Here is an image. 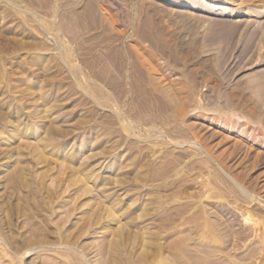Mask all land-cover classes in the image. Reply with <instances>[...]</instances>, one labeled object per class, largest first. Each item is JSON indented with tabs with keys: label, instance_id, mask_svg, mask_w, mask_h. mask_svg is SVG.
I'll return each instance as SVG.
<instances>
[{
	"label": "rangeland",
	"instance_id": "rangeland-1",
	"mask_svg": "<svg viewBox=\"0 0 264 264\" xmlns=\"http://www.w3.org/2000/svg\"><path fill=\"white\" fill-rule=\"evenodd\" d=\"M145 49L192 90L182 117L153 90ZM238 144L230 165L264 179V0H0V258L15 238L39 247L16 255L28 264H157L158 243L200 256L185 228L217 230L223 208L245 224L210 153ZM257 219L233 256L261 237Z\"/></svg>",
	"mask_w": 264,
	"mask_h": 264
},
{
	"label": "bare ground",
	"instance_id": "bare-ground-1",
	"mask_svg": "<svg viewBox=\"0 0 264 264\" xmlns=\"http://www.w3.org/2000/svg\"><path fill=\"white\" fill-rule=\"evenodd\" d=\"M250 12L251 11L239 10V11H236V13H234V15L237 16L239 14H246L248 16H251V15H249V14H251ZM108 20H109V18H108ZM134 48H135V46H134ZM144 55L146 58V61H145L146 64L145 65H146L147 74L149 75V81H150V84L153 86L152 87L153 90L157 94L160 95V97L165 101V103L167 105L172 107V111L176 117H182L183 112L187 108V103L182 101V99H183L182 96L185 95V98H188L189 100H191L192 96H193L192 90L190 88L187 89V87L182 88V86H180V88H179L177 85H174V84L172 85L171 83L166 82L167 79L163 76H159V74H158L159 72L157 73V71L159 69L157 70V67H155L154 64H152V61L150 59V55H148L147 50H146V52L144 51ZM219 98H220V96H219ZM239 102L240 101H237V103H239ZM228 103L234 104L233 99L228 101ZM237 103H236V105H237ZM240 147H241V145L238 144L237 147L235 148V152H231L228 154H226L224 152L219 153V154H215L212 149H210V153L213 155L215 163H217L219 166H222L223 169H225L227 172H229L233 176V179L236 182V184H238V186L241 188V192H240V190H235V192H234L235 196L233 197V199H234V201L236 200V202H239V204L240 203L244 204L243 206L246 208V209L242 210V214H243L242 216L244 218L245 224L240 223L237 219H235L233 221L234 223L232 222V224H229V222H227L228 221L227 217L229 216V211H228V209L223 208V216H222L223 221L220 224V226L222 227L221 229H219L220 228V226H219V228L217 230H215L214 226L216 224L208 218H203L199 222V224L197 223V225L194 226L193 228H188V229L185 228L184 229V233L186 234V236H185V238H183V240L185 239V240L189 241V245L193 248L192 251L200 252V253H202V255L199 254L200 256H195V255L191 256V254H189V251H191L190 249L189 250L184 249L178 244L180 246L181 250L182 249L184 250V251L182 250V252H181L183 257L180 258V255L178 257L177 253H175V255H177L174 257L175 259L173 257L169 258V257L165 256V252L167 251V247L164 246L163 244L158 243L157 250H158L159 256H160L159 260H161V261H158L159 264H264V223L261 224V226L263 227L262 228L263 231L260 235L261 237L259 239L257 238L256 241H253L251 243V246L246 251V253H244L241 256H233L231 254V252L227 250L228 246L232 244L231 241L233 238H236L237 242H240L243 239L244 240L246 238L249 239V237H253L254 235L255 236L258 235L257 233L259 232V228H258L259 223H258L257 218L259 217V218H261V220H264V208L263 207H258V208L253 209L252 206H249L250 205V199L253 200L256 198H262L261 197L262 194L260 195L258 193V191L264 190V179L262 178L260 181H257V182H250L251 183L250 184L249 180L245 179V174L243 171H239L237 173L238 170H235V168L233 167L234 165L233 166L230 165V163L232 161L231 158L233 157V153L235 155V153L238 152V149H240ZM228 152H229V150H228ZM229 159H231V160H229ZM258 163H259V161H258V159H256L253 167L254 168L257 167ZM245 181H247L250 184V186L245 187V186H247L246 185L247 183ZM236 194H238V195H236ZM199 195H201V194H199ZM212 196H213V194H212ZM188 197L193 198L194 195L188 194ZM210 197H211L210 194H206V195L198 196L197 199H199V202H203L207 199L209 200ZM185 198H187V197H185ZM227 200L229 202H231L230 198H228ZM182 206L184 207V205H182ZM176 207H178V205ZM200 209H201L200 205L199 206L195 205V207H194V205L193 206H185L183 214L180 215L178 213L179 215H178V218H176V219H178V220L180 219L182 221L183 220L187 221V217H188V219L190 220V218L192 217L191 211L193 213L194 211H197ZM182 211H183V209H182ZM195 214H197V212ZM109 217H111V216H109ZM199 217L201 218L202 215H199ZM176 219H174V220H176ZM197 220H198V218H197ZM236 225L239 226V228H235ZM2 235H3V230H2V228H0V239L3 238ZM15 239L12 240L13 242L9 245V248L6 247V248H8V249H5L6 254L3 255L0 259H4V263H6V264H28L26 262L22 263V261L19 263L17 261V258H19V257H16V255H18V253H20L22 250L27 249L26 252L24 251L25 253L22 256L19 255V256H21V258H23L29 252H31V251L33 252V250H36V248L38 246L37 245H35L37 247L33 246L34 242L33 241L31 242L30 240H22L21 242L18 241L19 243H16ZM246 241H247V239H246ZM176 247H177V245H176ZM173 249H174V247H173ZM177 249H178V247H177ZM181 250H179V251H181ZM39 252H41V251H39ZM8 256L10 258L9 261L6 259ZM148 256L151 257V254L149 255L147 253L146 258ZM149 260H150V258H149ZM39 264H47V263H39Z\"/></svg>",
	"mask_w": 264,
	"mask_h": 264
}]
</instances>
